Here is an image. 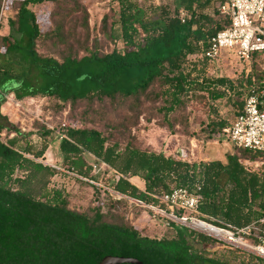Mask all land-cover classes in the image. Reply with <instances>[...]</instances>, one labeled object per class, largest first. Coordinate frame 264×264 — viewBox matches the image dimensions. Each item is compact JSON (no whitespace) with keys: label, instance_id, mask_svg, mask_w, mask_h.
Listing matches in <instances>:
<instances>
[{"label":"trees","instance_id":"obj_1","mask_svg":"<svg viewBox=\"0 0 264 264\" xmlns=\"http://www.w3.org/2000/svg\"><path fill=\"white\" fill-rule=\"evenodd\" d=\"M110 1L119 6L122 39L131 48L124 53L85 46L79 54L73 44L80 43L77 30L89 31V14L79 0H17L16 15L9 20L11 31L0 34V109L8 93L17 99L42 96L72 105L110 101L126 106L119 122L106 124L109 134L86 126L97 122L98 111L84 119L85 126L67 127L60 141V167L37 160L49 147L46 139L36 149L22 144L21 131L7 140L0 136V264H100L109 255L136 258L143 264H231L206 256L223 243L211 236L169 222L174 230L171 237H145L120 214L108 212V218L100 209L92 214L71 208L65 188L52 186L55 177L63 176L99 190L90 184L99 182L95 166L87 159L93 157L115 172L111 186L115 192L146 204H160L159 197L173 188L171 183L190 190L200 184L199 211L202 217L213 218L214 224L242 227L258 220L264 211V152L244 149L251 160L262 159L260 170L247 166L237 153L227 154L225 161L191 163L149 146L123 145L114 134L119 131L124 137L122 128L139 122L146 102L163 100L165 105L159 110L167 117L184 106L190 92L206 91L209 98L218 100L236 89L227 77L205 78L210 62L193 59L230 25V19L220 12L227 0H180L174 10L156 8L160 10L156 19L147 16L141 0ZM47 2L57 7L55 27L43 33L31 7ZM3 9L4 0H0V21ZM75 13L80 17L73 20ZM48 37L63 47L61 58L39 51V42ZM258 57L264 63V52L254 53L250 62ZM239 85L248 89L246 97L251 88L264 89V71L247 74ZM244 103L233 101L238 108L233 121ZM228 125L226 118L217 116L208 127L211 133H219ZM12 129L16 130L0 122V134ZM134 176L143 177L144 190L130 181ZM128 203V198L121 197L113 205ZM177 215L182 217L183 212ZM227 246L235 260L246 254ZM250 256L264 264L263 258Z\"/></svg>","mask_w":264,"mask_h":264},{"label":"rangeland","instance_id":"obj_2","mask_svg":"<svg viewBox=\"0 0 264 264\" xmlns=\"http://www.w3.org/2000/svg\"><path fill=\"white\" fill-rule=\"evenodd\" d=\"M17 0H4V9L1 14L0 34L7 35L11 29L9 26L10 18L16 15L19 4L15 5ZM81 6L87 10L89 17V31L87 33L80 27L77 30V36L80 43L73 41L79 54H83L85 46L89 48H98L101 52H111L114 49L124 53L130 50L122 39L121 28L119 23L120 9L117 3L110 0H79ZM141 5L147 10V16L156 19L160 14L159 8L166 6L174 10L180 6V0H141ZM218 3L216 4V7ZM215 7V8H216ZM56 5L52 2L38 4L31 7L36 14L38 23L43 33L53 31L55 27L53 13ZM212 14L214 9L209 10ZM80 17V13H75L73 20ZM71 25L67 23V28ZM55 39L48 37L39 42V51L44 55H51L57 58L62 57L63 47L54 44ZM79 45L82 46L79 48ZM264 71V63L262 58L258 57L251 62H243L237 56L230 52H224L222 56L206 65L205 78L227 77L232 80L236 86L235 90H228L224 98L213 100L209 98L206 91L196 90L195 93L190 92L185 96V104L178 111L171 113L165 117L164 112L159 110L165 104L163 100L158 102H146L143 106L142 115L139 122L129 129L125 130V136L120 137L119 131L114 132L118 141L123 145L132 143L135 146H149L155 150L163 151L167 155L179 157L186 155L179 150L193 152L194 156L189 157L193 162L215 159L221 156L226 160L229 153H237L242 162L254 170H260L263 161L261 158L251 160L250 154L244 149L235 146L229 139L225 131L219 133H211L208 124L217 116L226 118L230 127L235 110L238 108L233 106V101H245L248 89L240 86L239 82L244 80L247 74H261ZM214 106L218 110L216 113L212 108ZM125 105L116 106L110 101L95 102L92 106L87 101H81L76 105L69 102H61L48 97H24L17 99L14 93H8L0 109V122L5 126H14L16 130H4L0 136L7 140L13 136H17V130L22 132V144H31L40 149L42 142L46 139L49 147L42 158L46 164L60 167L62 164V154L60 152L61 136L67 127L85 126V118H91L96 111L95 123L86 126H92L100 129L105 134H109L110 130L106 124L110 122H119L125 115ZM94 112V113H93ZM167 125H172V129H167ZM165 126V127H163ZM49 133H46V132ZM122 132V131H121ZM193 133V136H188ZM132 138H136L133 141ZM114 140V141H116ZM195 141V143H194ZM30 157H33L32 155ZM88 161L95 166L94 174L98 177L99 182H93L99 187V190L93 188L92 185H84L76 182L69 177L57 176L53 179L52 186L65 188L69 199V206L76 210L86 211L95 214L97 211L110 212L124 216L125 220L138 229L142 236L160 239L171 237L174 235L173 228L168 225L174 222L176 225L184 226L190 230L209 236L199 229L181 224L178 219H173L163 213H154L149 208L151 204H140L128 198V204L113 205L115 200L122 196L117 194L112 188L115 180V172L105 164L97 162L93 157H87ZM139 181H143V177L139 176ZM174 187L175 184L171 183ZM127 198V197H125ZM155 206L164 207L160 204ZM109 214V213H108ZM109 218V217H108ZM119 220L120 218L117 217ZM218 240V239H216ZM219 247H214L213 253L206 256L222 261H228L231 264H239L240 262H250V264H261L254 260L250 255L258 256L253 250L244 246L233 245L218 240ZM249 243L251 239H246ZM234 246L246 252L239 255L238 259H234L230 248L227 245ZM260 257V256H259ZM263 258V257H262ZM264 259V258H263Z\"/></svg>","mask_w":264,"mask_h":264},{"label":"built area","instance_id":"obj_3","mask_svg":"<svg viewBox=\"0 0 264 264\" xmlns=\"http://www.w3.org/2000/svg\"><path fill=\"white\" fill-rule=\"evenodd\" d=\"M220 12L230 19V25L212 37L205 50L193 59H207L211 63L224 52H230L241 61L250 62L254 53L264 52V0H227L220 5ZM225 132L235 146L264 152V89L251 88L241 114ZM200 190V184H196L194 190L173 187L159 197L164 207L150 205L149 208L174 220L199 222L210 228L209 231H201L212 238L233 245H245L264 258V211L258 220L242 227L217 225L213 218H204L199 211L203 200ZM178 211L183 212L182 217L177 215ZM246 239H251L252 243Z\"/></svg>","mask_w":264,"mask_h":264},{"label":"crops","instance_id":"obj_4","mask_svg":"<svg viewBox=\"0 0 264 264\" xmlns=\"http://www.w3.org/2000/svg\"><path fill=\"white\" fill-rule=\"evenodd\" d=\"M194 143H195V141H194ZM153 149V148H152ZM153 150H155V149H153ZM155 151H158V152H161V151H159V150H155ZM185 153L186 155H180L178 158L176 157H173V158H175V159H182V160H187L188 162H191V163H200V162H207L206 160H203V161H199V162H196V160H195V162H193V161H191L190 159H189V157H190V155L191 156H194V153L193 152H191V153H189V152H186L185 150H179V153L180 154H182V153ZM165 153V152H164ZM166 154V153H165ZM167 155V154H166ZM167 156H170V155H167ZM227 156V155H226ZM211 160H222V161H225L221 156H219V157H217V158H215V159H210V160H208V161H211ZM139 176H134V177H132V178H130V181L133 183V184H135L136 186H138L140 189H142V190H144V188H145V182H144V180L143 181H139ZM127 197V196H126ZM127 198H129V197H127ZM129 199H131V198H129ZM135 200V199H134Z\"/></svg>","mask_w":264,"mask_h":264},{"label":"water","instance_id":"obj_5","mask_svg":"<svg viewBox=\"0 0 264 264\" xmlns=\"http://www.w3.org/2000/svg\"><path fill=\"white\" fill-rule=\"evenodd\" d=\"M118 194L120 196H122V197H126L125 195H122L120 193H118ZM131 200H134V199H131ZM181 224H184V223H181ZM184 225H186V224H184ZM186 226H189V225H186ZM123 263L143 264L141 261H139L136 258H132V257H119V256H111V255L104 257L102 259V261L100 262V264H123Z\"/></svg>","mask_w":264,"mask_h":264},{"label":"bare ground","instance_id":"obj_6","mask_svg":"<svg viewBox=\"0 0 264 264\" xmlns=\"http://www.w3.org/2000/svg\"><path fill=\"white\" fill-rule=\"evenodd\" d=\"M179 221L182 223L188 224L190 227H193L195 229H199V230L207 229V231L210 230V228H205V226H203L202 224H200L199 222H196V221H187V220H179ZM242 246L247 248V246H245V245H242Z\"/></svg>","mask_w":264,"mask_h":264}]
</instances>
